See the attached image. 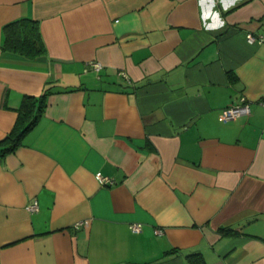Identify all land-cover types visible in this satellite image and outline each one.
<instances>
[{"label": "crops", "instance_id": "obj_1", "mask_svg": "<svg viewBox=\"0 0 264 264\" xmlns=\"http://www.w3.org/2000/svg\"><path fill=\"white\" fill-rule=\"evenodd\" d=\"M19 18L46 56L1 51ZM247 35L264 38V0H0V140L53 91L0 159V264H264V42ZM242 98L250 114L219 122Z\"/></svg>", "mask_w": 264, "mask_h": 264}, {"label": "trees", "instance_id": "obj_2", "mask_svg": "<svg viewBox=\"0 0 264 264\" xmlns=\"http://www.w3.org/2000/svg\"><path fill=\"white\" fill-rule=\"evenodd\" d=\"M2 37L1 51L5 53L29 60L39 59L47 54L39 25L30 18H19L5 24L2 27ZM232 79H234V76ZM51 93L53 91L49 87L45 88L39 97L24 96L22 98L12 130L0 140V159L12 154L22 145L24 136L35 127L43 114L46 107V98ZM175 252L176 250L172 249L165 252V255ZM185 259L187 264H205L200 253L188 254Z\"/></svg>", "mask_w": 264, "mask_h": 264}, {"label": "built area", "instance_id": "obj_3", "mask_svg": "<svg viewBox=\"0 0 264 264\" xmlns=\"http://www.w3.org/2000/svg\"><path fill=\"white\" fill-rule=\"evenodd\" d=\"M247 42L248 43H255V42H264V38L256 39L252 35H247L246 36ZM87 66L94 72H100L102 69V65L98 62H93L90 61L87 63ZM123 74V73H122ZM125 76V74H123ZM262 105H264V101L261 102ZM250 114V105L248 102L245 101L244 98L240 99V102L238 104H235L233 106L224 108L220 114L218 115V121L225 123L228 121L235 120L241 116H248ZM95 178L98 181L100 185L106 186V185H112V181L106 177L103 176L101 173H96ZM37 202L33 201L27 209L29 211H35L37 210ZM132 230L134 232L139 231V225H133ZM160 230H156V234H160Z\"/></svg>", "mask_w": 264, "mask_h": 264}]
</instances>
